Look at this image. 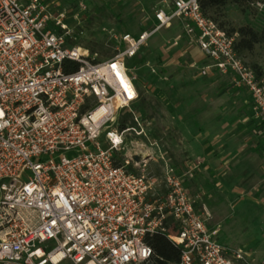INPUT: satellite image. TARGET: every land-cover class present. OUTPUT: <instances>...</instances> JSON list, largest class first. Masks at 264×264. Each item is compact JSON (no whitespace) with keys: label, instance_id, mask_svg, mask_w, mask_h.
<instances>
[{"label":"built area","instance_id":"2783aa9c","mask_svg":"<svg viewBox=\"0 0 264 264\" xmlns=\"http://www.w3.org/2000/svg\"><path fill=\"white\" fill-rule=\"evenodd\" d=\"M63 18L45 0H0V264H150L156 235L180 249L177 264H254L220 241L205 194L188 189L200 162L181 174L161 154V176L147 177L117 161L128 136H146L133 111L141 79L127 60L174 24L211 63L191 68L229 77L264 126V79L238 57L237 35L199 0H164L149 30L114 37L116 54L99 61ZM65 61L78 69L66 73ZM123 110L135 125L119 130Z\"/></svg>","mask_w":264,"mask_h":264},{"label":"rangeland","instance_id":"374dc122","mask_svg":"<svg viewBox=\"0 0 264 264\" xmlns=\"http://www.w3.org/2000/svg\"><path fill=\"white\" fill-rule=\"evenodd\" d=\"M163 1L45 0V3L52 17L64 15L63 23L71 31L74 45L103 61L116 54L118 45L114 37L137 36L149 30L154 10ZM259 4L243 13L228 3L220 22L225 23L226 29L243 26L262 29L264 4ZM175 40L179 46H171ZM142 59L146 60L144 64ZM194 62L198 67L211 64L198 49L187 48L177 24L158 32L136 58L127 60L128 68L135 70L141 79L138 88L142 97L133 111L146 136H128L117 161L130 159L133 171L147 177L161 176L164 165L161 154L181 174L200 162L193 179L184 180L193 194H205L204 202L222 229L220 241L232 249H243L254 264H264V141L258 143L254 139L256 136L264 139V126L253 113L248 93L235 88L229 77L215 71L200 77L197 68L190 66ZM245 62L256 64L264 79V44L257 46ZM147 64L155 69V74ZM225 120L231 121L230 131L228 126L222 129ZM207 130L213 132L207 139L215 140V148L199 149L194 156L191 146L202 139L208 143L203 137ZM223 144L226 146L222 147ZM255 145L258 147L254 148ZM213 148L218 162L212 173H206L203 169ZM230 152L238 155L225 166L219 161Z\"/></svg>","mask_w":264,"mask_h":264},{"label":"trees","instance_id":"16d2710c","mask_svg":"<svg viewBox=\"0 0 264 264\" xmlns=\"http://www.w3.org/2000/svg\"><path fill=\"white\" fill-rule=\"evenodd\" d=\"M203 14L209 19L213 20L219 25L220 28L225 30L228 35H237L235 42V51L244 62L245 58L255 51L257 46L264 44V28L255 29L251 26H243L238 29L225 28V23L220 22L221 12L223 8L228 4L232 3L243 12H249L250 9L258 4H264V0H199ZM146 62L142 59V63ZM246 63V62H245ZM258 77H263L262 70L256 65H249ZM78 69V64L72 61H65L64 71L66 73H73ZM140 99H141V91ZM139 99V100H140ZM134 115L129 110H123L119 113L117 119V127L119 130H124L128 126H134ZM120 164L119 162H117ZM150 246L153 249L154 255L150 261V264H177L180 260V249L174 246L168 238L162 235H156L148 240Z\"/></svg>","mask_w":264,"mask_h":264},{"label":"crops","instance_id":"0c3cea01","mask_svg":"<svg viewBox=\"0 0 264 264\" xmlns=\"http://www.w3.org/2000/svg\"><path fill=\"white\" fill-rule=\"evenodd\" d=\"M193 50L194 49H196V48H192ZM197 50V49H196ZM243 91V90H242ZM243 92H245V93H247L246 91H243ZM244 122H246V121H244ZM223 126H222V129L223 128H225L226 129V126H228V131H230L229 130V127H230V125H231V121H222V123H221ZM226 130V131H227ZM225 131V130H224ZM223 131V132H224ZM213 133V132H212ZM211 132H209L208 130L206 131V133L204 134V136L203 137H205L204 139H206L207 140V142H208V137L210 136H213V135H211L212 134ZM229 133V132H228ZM254 139L259 143L260 142V140H263L264 141V139H261V137H259V136H256V137H254ZM205 140H201V141H197L198 143L197 144H193L191 147H193V154H194V156L195 155H197L196 153H198V151H199V149H202L201 151H203V149L204 150H206V149H208V148H210V147H214L215 148V145H216V143H215V140L214 139H211V140H209V142L208 143H206V142H204ZM229 143V142H228ZM226 146V144H223L222 145V147H225ZM254 148H256V147H258V146H253ZM213 148V154H212V156L210 155V156H208V159H207V165H205V168L203 169L206 173H212V167H213V165L214 164H217V162H218V157L214 154V149ZM227 154H229V155H227V156H225V157H223L219 162H224L223 164L225 165V166H228L230 163H232V161H233V159L235 158V155H236V157H237V155H238V153L237 154H233V153H227ZM231 156H233V158H229V157H231ZM235 163V162H234ZM199 171H201V170H199ZM210 212H211V210H210ZM212 213V212H211Z\"/></svg>","mask_w":264,"mask_h":264}]
</instances>
